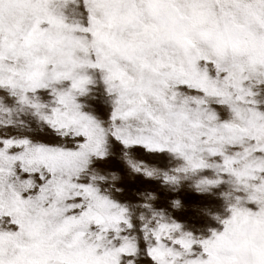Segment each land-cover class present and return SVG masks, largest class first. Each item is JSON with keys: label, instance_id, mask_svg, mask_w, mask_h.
Listing matches in <instances>:
<instances>
[{"label": "snow or ice", "instance_id": "6c2138e0", "mask_svg": "<svg viewBox=\"0 0 264 264\" xmlns=\"http://www.w3.org/2000/svg\"><path fill=\"white\" fill-rule=\"evenodd\" d=\"M0 264H264V0H0Z\"/></svg>", "mask_w": 264, "mask_h": 264}, {"label": "rangeland", "instance_id": "374dc122", "mask_svg": "<svg viewBox=\"0 0 264 264\" xmlns=\"http://www.w3.org/2000/svg\"><path fill=\"white\" fill-rule=\"evenodd\" d=\"M142 158H147L144 154H141ZM107 167L113 168L117 171L123 172V168L121 165L113 161ZM125 189L122 194H118L122 201H136L138 197L134 195L137 189H143L145 187H157L155 183H147L143 179H136L135 181H128L126 178L120 185ZM224 187L217 189L215 194L202 196L200 193L192 192L188 197V203L193 201H198L199 203L206 205L208 211H212L215 214H219L224 218H228L230 213L227 211L225 203L221 198V192L224 190ZM174 217L178 223L183 225H187L193 231H202L205 237H209L211 235V230L222 231V224L217 223L214 219L208 216H201L193 214L191 211H179L174 210Z\"/></svg>", "mask_w": 264, "mask_h": 264}]
</instances>
